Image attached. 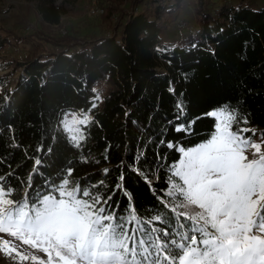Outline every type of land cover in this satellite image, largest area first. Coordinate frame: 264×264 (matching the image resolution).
Segmentation results:
<instances>
[{
    "label": "trees",
    "instance_id": "trees-1",
    "mask_svg": "<svg viewBox=\"0 0 264 264\" xmlns=\"http://www.w3.org/2000/svg\"><path fill=\"white\" fill-rule=\"evenodd\" d=\"M105 2L96 39L48 38L55 50L17 62L15 90L0 81V190L34 211L73 188L115 239L154 242L185 221L168 192L184 151L215 134L203 114L228 102L232 130L264 134V6L196 0L185 43L168 46L161 34L186 0ZM35 11L50 27L67 14L58 0H35ZM14 41L0 30V53ZM70 112L88 117L81 142L61 126Z\"/></svg>",
    "mask_w": 264,
    "mask_h": 264
},
{
    "label": "rangeland",
    "instance_id": "rangeland-1",
    "mask_svg": "<svg viewBox=\"0 0 264 264\" xmlns=\"http://www.w3.org/2000/svg\"><path fill=\"white\" fill-rule=\"evenodd\" d=\"M105 1L97 0L96 6L104 9ZM215 1L227 3L230 7L250 4L260 9L264 6V0ZM92 3L93 0H58L67 14L59 26L50 27L37 16L35 0H0V30L13 41L16 37L23 39L21 43L14 41V45L6 46L0 53L2 84L15 90L23 75L17 62L30 57L35 49L40 52L55 50L48 38L63 37L66 28L69 35L77 39H96L103 15H91ZM194 3L196 0H186L178 17L172 18L170 28L163 31L161 36L166 45L185 43L186 35L195 26ZM105 87H101V93L105 92ZM72 116L76 117V122L70 128L66 127V121ZM87 123L88 117L70 112L65 115L61 126L73 141L81 142L85 137L83 125ZM212 137L208 143L184 151L177 165V180L168 192L167 203L185 221L180 222L181 231L174 237L196 235L200 240L203 233L223 228L233 229L229 234L236 235L239 240H243L246 233L259 235L256 223L264 213V162L251 163L259 160V154L254 155V150L247 148L227 128ZM244 155L248 160L243 163H251L250 168L241 167ZM110 226V219L100 216L77 199L73 188H66L60 199H47L42 208L34 211L26 205L16 207L0 190V264H65L63 258H56L57 252L65 253L67 244L75 247L78 242L86 246L85 257L79 260V264H85V260L88 264L94 260L99 264H105V261L107 264H123V257L118 253L127 243L131 245L135 240L138 253L148 249L143 252L146 257H151L150 245L163 243L161 237H156L154 242L144 240L140 233L115 239ZM141 259L138 255L137 260ZM142 264H151V259L143 260Z\"/></svg>",
    "mask_w": 264,
    "mask_h": 264
},
{
    "label": "snow or ice",
    "instance_id": "snow-or-ice-1",
    "mask_svg": "<svg viewBox=\"0 0 264 264\" xmlns=\"http://www.w3.org/2000/svg\"><path fill=\"white\" fill-rule=\"evenodd\" d=\"M176 108L178 110L177 116L181 117L183 114L182 103L178 101ZM203 115L207 118H214V133H219L222 128H227L230 134L235 135L247 145V148L253 149L254 155L259 154V160L251 163L264 162V151H262L264 134L256 133L254 128L231 130L232 122L236 120V116L233 111H229L228 102L217 106L215 109H210ZM75 122L76 117L72 116L66 121V127L70 128ZM244 123H248V121L245 120ZM241 133H252V135L244 136ZM241 160V167H251V163H243L248 160L246 155L242 156ZM160 194L163 195V192ZM256 227L260 229V234L249 235L246 233L243 240H239L236 235H230L229 233L234 231L230 228H223L219 231L212 230L207 234L203 233L200 240H197L196 235L183 236L177 239L171 235L169 230L160 233L163 243L155 246L150 245L151 257L143 256V252H147L148 249H144L141 253L137 252L135 240L131 245L127 243L122 246L118 255L123 257V264H142L143 260L148 259H151V264H161V257L162 264H264V213H262V218L257 220ZM251 231L252 229H249V232ZM172 248L177 249V251L172 252ZM85 253L86 246L81 242H78L75 247L69 243L66 245L65 253L57 252L56 258H63L65 264H79V260L84 259ZM138 255L141 256V261L137 260ZM257 258L261 259L257 260ZM85 264H88L87 260H85ZM92 264H99V262L94 260ZM105 264H107L106 261Z\"/></svg>",
    "mask_w": 264,
    "mask_h": 264
},
{
    "label": "built area",
    "instance_id": "built-area-1",
    "mask_svg": "<svg viewBox=\"0 0 264 264\" xmlns=\"http://www.w3.org/2000/svg\"><path fill=\"white\" fill-rule=\"evenodd\" d=\"M227 1L230 2V0H227ZM96 3H97V0H93L92 6L90 8L91 9V15L93 17L101 16V15H103V13L105 11L104 9H100L99 7H97ZM67 32H68V28L64 29L63 34H67ZM117 43L122 44V41L118 40Z\"/></svg>",
    "mask_w": 264,
    "mask_h": 264
}]
</instances>
